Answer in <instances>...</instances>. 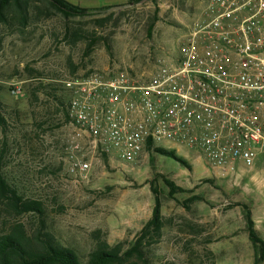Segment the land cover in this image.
<instances>
[{
    "label": "rangeland",
    "instance_id": "374dc122",
    "mask_svg": "<svg viewBox=\"0 0 264 264\" xmlns=\"http://www.w3.org/2000/svg\"><path fill=\"white\" fill-rule=\"evenodd\" d=\"M67 1L102 10L131 0ZM22 2L29 4L26 23L12 7L10 23L0 25V153L6 178L25 200L41 202L44 214H18L0 204V236L23 225L29 236L51 235L84 264L102 245L118 249L121 264H264L257 262L248 222L250 214L264 240L260 173L223 179L184 149L173 150L177 159L157 150L140 164L96 157L87 178L67 170L72 127L65 81L93 73L149 77L208 0H146L111 16L73 18L35 0ZM156 196L162 228L144 237Z\"/></svg>",
    "mask_w": 264,
    "mask_h": 264
},
{
    "label": "built area",
    "instance_id": "2783aa9c",
    "mask_svg": "<svg viewBox=\"0 0 264 264\" xmlns=\"http://www.w3.org/2000/svg\"><path fill=\"white\" fill-rule=\"evenodd\" d=\"M179 42L147 78L65 81L71 176L87 178L96 157L140 164L160 149L194 151L223 179L264 176V0H208Z\"/></svg>",
    "mask_w": 264,
    "mask_h": 264
},
{
    "label": "trees",
    "instance_id": "16d2710c",
    "mask_svg": "<svg viewBox=\"0 0 264 264\" xmlns=\"http://www.w3.org/2000/svg\"><path fill=\"white\" fill-rule=\"evenodd\" d=\"M35 1L39 4H46L65 18L92 16L89 9L74 5L67 0ZM143 1L146 0H131L130 3L138 4ZM12 7L17 14L15 17L18 16L23 23H26L30 18L28 2L23 3L22 0H0V25L10 23L9 9ZM111 15L113 14H109V16ZM153 26L154 23L150 27V33ZM54 100L56 104L60 105L59 98H55ZM66 106L68 107V104ZM66 114L68 117V109ZM158 152L168 157L176 158L173 152L162 149L158 150ZM3 160L4 156L0 153V204L8 206L12 212H17L18 214L35 213L43 215L44 207L42 203L30 199L25 200L21 197L17 188L6 178L3 172ZM178 161L183 162L184 160L178 159ZM248 222L249 237L257 250V262L264 263V240L255 230L250 214L248 215ZM161 228L160 201L159 197L156 196V207L153 218L144 226L141 235L146 237L151 234L152 230H154V233L159 234ZM50 236L47 233L41 232L34 236H29L23 225L15 226L11 233L0 236V264H84L79 261L76 253L72 250L57 247ZM140 242H138V245ZM137 250L138 248L136 247L127 252V254H131ZM123 261L124 257L118 249L102 245L91 254L89 261L85 264H121Z\"/></svg>",
    "mask_w": 264,
    "mask_h": 264
},
{
    "label": "water",
    "instance_id": "95a60500",
    "mask_svg": "<svg viewBox=\"0 0 264 264\" xmlns=\"http://www.w3.org/2000/svg\"><path fill=\"white\" fill-rule=\"evenodd\" d=\"M133 5H134V3L131 2V3H128L126 5L112 7V8H106V9H102V10H90V13L91 14H109V13H112L114 11L128 9V8L132 7Z\"/></svg>",
    "mask_w": 264,
    "mask_h": 264
}]
</instances>
